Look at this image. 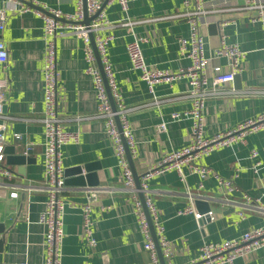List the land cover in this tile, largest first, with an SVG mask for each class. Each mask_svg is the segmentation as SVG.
Instances as JSON below:
<instances>
[{
    "label": "crops",
    "instance_id": "obj_1",
    "mask_svg": "<svg viewBox=\"0 0 264 264\" xmlns=\"http://www.w3.org/2000/svg\"><path fill=\"white\" fill-rule=\"evenodd\" d=\"M6 1L2 0L0 7ZM38 1L65 13H75L78 9L77 0ZM243 3L244 0H207L205 3L210 12L203 17L200 30L207 55H213L221 45V24L225 21L223 34L227 41L238 44L246 52L243 70L239 73L241 87L234 80L225 86L227 93L211 96L205 102L207 137L226 133L264 113V20L254 21L256 12L238 9ZM184 9L183 0H135L126 10L117 1H108L101 13L108 22L94 32L95 37L112 36L107 56L115 73L117 90L127 107L134 139L131 153L141 179L160 164L165 153L193 140L192 119L185 115L173 117L174 113L189 111L193 103L188 96L189 79L183 75L171 82L157 83L151 90L142 79L141 71L133 68L127 46L135 37L143 38L141 47L153 69L178 73L186 68L191 60L183 54L179 39L189 36L190 27L186 19L177 16ZM7 12L6 28L0 31V38L9 49V61L3 73L8 79L4 97L6 145H17L18 152L31 150L35 162L28 163L22 173L17 165L7 163L6 154V164L15 173L12 179L0 181V222L6 225L5 232L0 234V238L5 237L0 264H45L47 227L40 221L48 199L42 122L44 19L32 7ZM57 59L58 113L65 129L79 133L77 142L62 148L64 166L96 164L99 180L98 186L89 189L66 185L62 193L66 201L62 264H151L134 196L125 188L113 140L106 131L104 118L95 116L100 101L93 76L86 70L85 41L73 32L59 35ZM95 63L99 68L97 59ZM215 65L230 70L227 58H213L210 69ZM162 122L167 124L165 130L160 129ZM17 133L20 138L16 137ZM253 151H258L257 157H253ZM257 160L264 162V127L248 132L241 141L220 146L202 156L199 163L212 170L205 178L189 173L187 165L184 179L175 169L150 178L149 193L159 211L164 235L171 244L172 254L164 256L167 264H189L205 241L232 239L264 225V210L260 209L264 207V167L255 171ZM214 173L235 177L239 190L231 195L224 193ZM13 191L18 192V197L11 196ZM93 193L96 197L92 200L91 215L97 244L91 246L83 231V207L91 202ZM245 195L251 197V202L248 203ZM197 197L209 199L215 215L204 224L196 214L182 212ZM235 264H264V246L237 258Z\"/></svg>",
    "mask_w": 264,
    "mask_h": 264
},
{
    "label": "built area",
    "instance_id": "obj_2",
    "mask_svg": "<svg viewBox=\"0 0 264 264\" xmlns=\"http://www.w3.org/2000/svg\"><path fill=\"white\" fill-rule=\"evenodd\" d=\"M2 0H0L1 2ZM35 4L43 6L53 15L38 11V14L44 19V29L46 38L45 53V111L42 118L44 124V169H45V191L48 199L46 208L41 213L40 221L47 227L45 244L47 257L45 264H62V245L65 236V207L66 201L62 196L66 188L65 185V166L62 148L63 146L77 142L79 133L77 131L67 130L63 127L62 119L58 113V91H59V72L57 59V37L69 32L76 33L85 41V60L87 62V72L93 76L99 98V107L96 117L104 118L105 128L112 138L115 152L118 157L119 165L123 172L124 185L134 196V206L141 227L145 235V248L150 251L151 264H162L156 243L154 241L149 222L139 198L138 189L136 188L135 178L127 158L125 144L122 133L118 127L116 117L118 116L123 129V135L126 138L131 152L134 147V139L131 126L127 119V107L123 103L117 90V82L112 65L107 56V45L112 39L111 35L97 36L96 44L101 55L104 72L108 81L111 93L116 101L117 110L113 109L111 104L105 80L101 70L95 63L96 55L91 45L90 33L95 32L107 19L99 16L90 25L80 23L84 19V0H77L78 9L75 13H65L61 9L47 7L39 3L38 0H30ZM105 0H87V10L89 15L95 14L102 8ZM117 1L123 9H128L131 1L135 0H109ZM207 0H183L185 9L177 16L187 20L190 27L188 37H180L179 43L183 54L191 60V63L181 69L178 73L153 69L147 62L141 47L144 40L135 37L128 43L127 49L133 68L141 71V77L146 81L151 90L155 84L160 82H171L181 75L188 77L190 89L188 96L192 99V108L185 113H174V118L189 116L193 121V140L182 148L167 152L164 154L160 164L147 171L141 179L140 190L144 192L145 203L149 209L152 221L154 223L159 243L165 257L172 254L170 241L164 235V226L160 220L159 211L154 204L149 189V180L155 174L163 173L171 169L177 170L182 179L186 177L184 166L189 167V173H196L202 178L211 174L212 170L199 163L202 156L208 155L214 149L231 145L233 142L244 139L248 132L258 130L264 127V113L255 118L247 119L238 124L234 129L226 133H218L212 137L204 134V105L206 100L211 96L221 95L228 92L225 88L235 80V76L243 70V59L246 52L236 43L227 41L223 31L227 22L221 24L222 40L221 45L217 47L213 55H207L206 42L201 33L200 26L205 14L210 12L206 9ZM7 3L0 7V31L4 30L7 25L8 9L26 11L31 9L30 6L18 1L8 0ZM238 9L256 12L253 17L254 21L264 20V0H244V3ZM65 18L68 22L59 19ZM101 18L100 21H98ZM213 58H227L230 70H225L222 65H215L210 69V63ZM9 61V49L5 41L0 38V181L4 178L12 179L14 171L6 164L5 146L7 142L6 131L8 129L6 115L4 114V97L5 89L8 87V79L3 76ZM167 127L166 122L160 125L161 130ZM20 138V134H16ZM28 149L26 150V153ZM253 157L258 156V151L252 152ZM264 167V162L257 160L254 170ZM236 173L235 176H237ZM218 183L221 184L224 193L231 195L239 190L235 183V177H223L214 173ZM12 197H18V192L13 191ZM248 203L251 197L245 195ZM95 193L92 194L90 203L83 207V231L84 235L91 246L97 244V239L93 231L92 218V200H95ZM191 201L192 194L189 193ZM264 210V207H260ZM182 212L194 213L201 219L209 215L211 219L215 217L213 211L201 215L195 209L194 203L186 207ZM244 216V211L240 212ZM264 246V225L245 231L238 237L223 241H205L199 250V254L191 260L189 264H235L237 258L251 254Z\"/></svg>",
    "mask_w": 264,
    "mask_h": 264
},
{
    "label": "water",
    "instance_id": "obj_3",
    "mask_svg": "<svg viewBox=\"0 0 264 264\" xmlns=\"http://www.w3.org/2000/svg\"><path fill=\"white\" fill-rule=\"evenodd\" d=\"M18 1L32 7L33 9L44 12L46 14L53 15L50 11L45 9L43 6L35 4L34 2H32L30 0H18ZM108 1L109 0H105L102 8L99 9L95 14L89 15L88 10H87V0H84V19L81 20L80 23L85 24V25H90L94 20H97L99 18V16L101 15L103 8L108 3ZM59 19L62 21L68 22L65 18L59 17ZM214 26L215 25H213V27ZM90 38H91V44H92L94 51H95L96 59H97L98 64H99V68H100V70L103 74L104 80H105V85L107 87V92H108L111 104L113 106V109L117 110L116 101H115V99L111 93V90L109 88L108 81H107V78H106V75L104 72V67L102 64L101 55H100L98 48H97L94 32L90 33ZM235 83H236V86L238 85L239 87H241L240 74H237L235 76ZM116 120L118 123V127L122 133V138H123V141L125 144L127 158H128L129 163H130L131 169L133 171V175H134L135 183H136V188L138 189V194H139L140 199L142 201L143 208L145 210V213H146V216H147V219L149 222V226H150L154 241L156 243L158 254L160 256L162 264H167L166 259L163 255V252H162V247L159 243V239H158L156 229H155L154 223L152 221L149 209L147 208L146 203H145L144 192L140 190V188H141V176L138 174V172L136 170L135 161H134V158L132 156L131 149H130L129 145L127 144L126 138L123 135V129H122L121 122H120V119L118 116L116 117ZM4 151L7 154V163L9 165H17L19 172H22V173L25 172L26 165L28 163L35 162V159L32 157V151L31 150H28V152H27L28 154L23 153L22 151L18 152L19 149H18L17 145H15V144L14 145H6ZM96 170H97L96 164H93V163L67 167V168H65V185L82 187L83 189L94 188V187L98 186V184H99V180L97 178ZM194 203H195V206L197 208L196 210H197L198 214L204 215V214H207L209 211L212 210L210 207V200L209 199L197 197L195 199ZM210 220H211V217L209 215H206V216H203L201 219H199V222L201 224H204ZM5 230H6V225L4 223L0 222V234L4 233ZM4 240H5L4 236L0 238V250H2V248H3Z\"/></svg>",
    "mask_w": 264,
    "mask_h": 264
}]
</instances>
